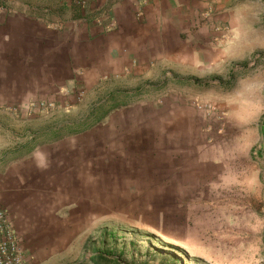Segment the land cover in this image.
Returning <instances> with one entry per match:
<instances>
[{"label":"crops","instance_id":"1","mask_svg":"<svg viewBox=\"0 0 264 264\" xmlns=\"http://www.w3.org/2000/svg\"><path fill=\"white\" fill-rule=\"evenodd\" d=\"M209 5L0 0V207L25 264H96L106 241L172 235L178 199L217 165L211 112L195 102H133L53 142H34L30 123L51 109L86 117L77 111L97 93L185 63Z\"/></svg>","mask_w":264,"mask_h":264},{"label":"rangeland","instance_id":"2","mask_svg":"<svg viewBox=\"0 0 264 264\" xmlns=\"http://www.w3.org/2000/svg\"><path fill=\"white\" fill-rule=\"evenodd\" d=\"M194 28L190 61L97 93L77 111L86 117H31L32 140L53 142L133 102H195L212 113L217 165L178 199L172 235L106 241L96 264H264V0H210Z\"/></svg>","mask_w":264,"mask_h":264},{"label":"built area","instance_id":"3","mask_svg":"<svg viewBox=\"0 0 264 264\" xmlns=\"http://www.w3.org/2000/svg\"><path fill=\"white\" fill-rule=\"evenodd\" d=\"M109 23L114 25V21ZM197 105L201 106L199 103ZM204 109V108H203ZM209 112V109H206ZM0 264H25L19 243L11 228V223L5 209L0 207Z\"/></svg>","mask_w":264,"mask_h":264},{"label":"trees","instance_id":"4","mask_svg":"<svg viewBox=\"0 0 264 264\" xmlns=\"http://www.w3.org/2000/svg\"><path fill=\"white\" fill-rule=\"evenodd\" d=\"M262 127H264V119L262 120Z\"/></svg>","mask_w":264,"mask_h":264}]
</instances>
